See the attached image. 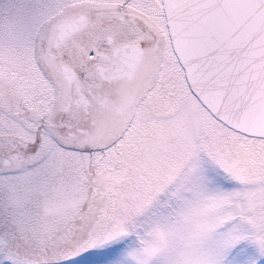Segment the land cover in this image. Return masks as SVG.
<instances>
[{"label": "flooded vegetation", "instance_id": "flooded-vegetation-1", "mask_svg": "<svg viewBox=\"0 0 264 264\" xmlns=\"http://www.w3.org/2000/svg\"><path fill=\"white\" fill-rule=\"evenodd\" d=\"M107 5L0 0V254L6 260H62L80 230L88 240L95 227L107 225L102 214L115 212L118 198L141 194L149 173L141 174L158 159V120L174 113L175 101L173 87L154 77L159 48L167 44L159 0ZM79 17L71 32L58 28ZM68 144L89 155L66 158ZM25 171L21 179L34 188L17 194L6 180ZM65 185L83 203L39 202L46 187Z\"/></svg>", "mask_w": 264, "mask_h": 264}, {"label": "rangeland", "instance_id": "rangeland-1", "mask_svg": "<svg viewBox=\"0 0 264 264\" xmlns=\"http://www.w3.org/2000/svg\"><path fill=\"white\" fill-rule=\"evenodd\" d=\"M123 1L112 0V8L120 7ZM168 50L167 40L159 48L158 79L176 67L165 56ZM185 90L180 85L181 109L162 123L169 150L141 174L144 177L149 173L139 184L141 194H129L112 215L102 214L114 218L112 224L116 226L97 228L93 239L88 240L87 231L80 230L77 238L83 239V244L79 240L72 243L61 264H264V181L244 182L237 172L219 163L208 136V130H213L205 120L209 115L203 116L198 101L187 98ZM216 127L221 135L224 127L218 123ZM256 142V147L264 144ZM63 151L66 158L89 155L81 147ZM55 152L53 156L60 150ZM26 172L14 178L5 176L8 187L17 194L34 188L21 179ZM72 188L65 185L49 198L47 192L38 196L43 201L46 197L47 206L62 207L79 195L71 194ZM98 236L101 238L87 258L86 246ZM0 264L6 262L0 259Z\"/></svg>", "mask_w": 264, "mask_h": 264}, {"label": "water", "instance_id": "water-1", "mask_svg": "<svg viewBox=\"0 0 264 264\" xmlns=\"http://www.w3.org/2000/svg\"><path fill=\"white\" fill-rule=\"evenodd\" d=\"M164 4L194 91L228 125L264 137V0Z\"/></svg>", "mask_w": 264, "mask_h": 264}]
</instances>
